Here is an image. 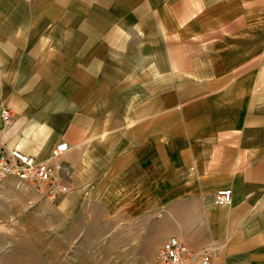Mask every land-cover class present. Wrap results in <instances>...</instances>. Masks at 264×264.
Here are the masks:
<instances>
[{
  "label": "crops",
  "instance_id": "1",
  "mask_svg": "<svg viewBox=\"0 0 264 264\" xmlns=\"http://www.w3.org/2000/svg\"><path fill=\"white\" fill-rule=\"evenodd\" d=\"M248 10L264 0H0V147L61 164L67 211H173L216 264H264V75L214 52Z\"/></svg>",
  "mask_w": 264,
  "mask_h": 264
},
{
  "label": "rangeland",
  "instance_id": "2",
  "mask_svg": "<svg viewBox=\"0 0 264 264\" xmlns=\"http://www.w3.org/2000/svg\"><path fill=\"white\" fill-rule=\"evenodd\" d=\"M214 5V13L222 8ZM195 11L201 40L207 31L200 20L204 9ZM244 13L247 18L236 29L224 26L214 52L223 56L241 45L245 61L252 59V73L264 75V12L258 18H249L254 14L250 10ZM186 30L184 26L185 40ZM66 194L53 197L49 188L15 177L0 181V264H157L162 243L176 236L173 211L155 208L136 215L124 209L105 211L94 203L88 210L67 211Z\"/></svg>",
  "mask_w": 264,
  "mask_h": 264
},
{
  "label": "built area",
  "instance_id": "3",
  "mask_svg": "<svg viewBox=\"0 0 264 264\" xmlns=\"http://www.w3.org/2000/svg\"><path fill=\"white\" fill-rule=\"evenodd\" d=\"M3 119L10 120L8 109L3 110ZM68 149L67 143L57 145L52 151V159L58 158ZM63 166L52 161L39 160L36 156L23 153L14 148L0 147V181L6 177H15L29 185L47 187L53 197L66 194L70 186L61 175ZM231 188H220L215 193L214 202L218 206L231 204ZM217 246L214 243L195 249L177 236L167 238L156 253L157 264H216Z\"/></svg>",
  "mask_w": 264,
  "mask_h": 264
}]
</instances>
